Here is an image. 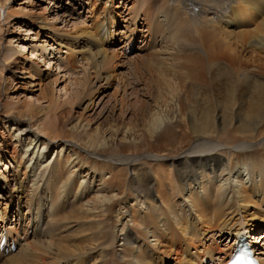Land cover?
Instances as JSON below:
<instances>
[{
	"label": "rangeland",
	"instance_id": "rangeland-1",
	"mask_svg": "<svg viewBox=\"0 0 264 264\" xmlns=\"http://www.w3.org/2000/svg\"><path fill=\"white\" fill-rule=\"evenodd\" d=\"M68 1L64 0L63 3L58 0H9L3 3L0 0V175L6 172L7 181L4 186L8 187L5 195L0 190V226L5 227V230L11 226L13 230L17 224L19 231L21 229L22 238L28 235L27 241L33 240L34 227H40L43 234L38 235L40 237L38 238L40 242H37V245H40L38 252L41 254L46 248L48 250L40 255L38 264L43 258L45 264H67L65 259H60L64 260L61 263H55L53 260L54 251L58 248L57 242L63 238L65 242L62 244L67 248L69 241L75 245V249L71 248L70 251L75 250L74 257L79 259L81 264H121L117 258H120L128 245L125 244L124 236H119L112 245L109 237L113 226L120 229L121 222L123 224L130 221L125 225L124 231L130 229L131 233L128 236L141 237V240L147 243L139 241L142 248L147 246V251L155 255V264H174L176 255L171 253L166 258L163 248L151 241L149 233L144 234L149 226L150 230L164 228L166 236L179 233L174 225V215H164L162 223L149 218L147 228L145 226L138 228L131 223L130 216L143 217L151 211L153 217H156L162 195H173V203L182 202L183 199H180L178 193L171 191L177 184V178L173 171H170V164L166 160L158 159L157 156L196 148L195 135L191 131V119L197 122L200 116L202 118L203 112L212 110V126L209 131L212 134L207 140L218 142L224 138L220 136L224 135L221 122L223 116H227L229 129L227 128L228 132L225 135L242 141V135L238 134L242 133V130L236 133L230 130L242 128V118L247 120L245 112L253 102L252 96L243 91L242 80L253 74L254 80L264 85V74L257 76L253 65H248L249 72L242 74V62L258 58L250 54L246 45L236 44L234 38H231L229 44L234 49L226 52L236 58V63L233 64L219 55L210 59L198 41L199 36L194 32V25L195 21L204 23V12H209L211 14L209 17L215 18L217 11H220L225 17L227 30L242 36L243 30L252 28V26L245 28L242 25L244 23L242 19L246 21L248 19L242 14V7H252L255 3L242 5V0H141L137 4L134 1L128 4V1L117 0L113 5L119 17L110 9L107 13H112L113 17L109 20L107 13L99 14L102 5L98 2L94 4L93 0H81L83 1L81 7L74 4V0H71V6H67ZM260 6L263 7L264 4L260 3ZM140 8L147 9L150 15L145 20L139 13L140 19L137 22L140 24H137L131 21V12ZM62 15L63 18H60ZM56 16L58 18L55 22ZM250 20H253L252 15ZM110 26L113 27L110 29L113 38L104 42L101 34ZM176 26H180L178 30L175 29ZM81 33H83L81 37L74 39L78 40L75 45L73 38L71 40L72 52L58 46L60 42L65 41H63V38H66L65 34L73 37ZM91 35L96 41L84 40L85 36ZM212 37H217V43L222 41L219 35L215 34ZM254 38L252 36L248 39L252 41ZM97 49L103 54L100 59L99 55L90 63L88 60L90 51L94 53ZM71 54L75 59L73 69L70 67L73 62L65 64V57L70 59ZM198 58L204 66L203 79L200 75L195 77L189 75L188 66L199 61ZM197 110L199 113H196ZM25 111L31 113L33 123L26 119L27 121L21 123L20 129L32 124L34 127L37 125L49 127L50 122L55 123L54 133L47 131L50 136L40 134L42 137H32V145L25 156L28 159L37 149L40 150L39 160L42 164L47 160V163L49 160L52 163L58 148L60 150L63 145L83 153L80 148L82 146L78 147L80 144L75 146L77 144L73 145V141L70 140L69 136L76 134L74 131L91 139L105 140L107 143L101 147L104 153L90 151L84 154L96 163H106H103L106 167L112 163L110 160L116 164L113 166V177L107 182L123 204L113 206L109 201L100 200L102 196H109L106 189L105 193L100 195L95 192L101 188L98 183L101 176L92 175L89 179L88 167L81 168L77 164L75 166L74 163L77 162L70 160L74 163L64 170L66 173L64 177L71 174L72 169L70 179L73 185L75 184L74 187L67 196L61 194L52 215L44 214L42 216L46 219H40L37 208L40 209L41 205L44 208L46 206L41 198L36 202L38 195L40 196L38 191L35 196H31L33 191L29 186L35 178L28 172L29 168L22 169L21 172L19 169L17 172L12 168L14 164L10 161L12 157L23 155L29 143L26 139L30 138V135L24 134L22 140L13 137L17 127L8 119H15L17 114H23ZM191 115L194 117L191 118ZM168 120L173 126V132L167 136L169 138L151 140V134L163 128ZM163 130L164 128L160 132ZM31 135H35V132ZM217 135L221 139H218ZM37 140L39 142L34 149ZM48 140L52 142V147L42 150L40 143L50 144ZM75 140L88 143L87 139L81 140L78 135ZM253 146L255 145L247 144L245 148ZM62 153H66L65 156L71 155L69 150ZM113 159L133 160L140 166L132 173L125 164L119 161L117 163ZM8 162L12 165L10 168L7 166ZM33 162L34 160L26 164L32 167ZM39 169L35 171V181H39L37 174L42 167ZM159 174H162L164 179ZM149 175L152 179L148 182ZM102 176L108 175L104 173ZM159 177L162 179L161 184L158 183ZM138 182L143 185L140 194L133 189ZM146 185L148 189L144 188ZM19 196L21 199H18ZM132 198L135 199L133 202ZM144 201L147 204L141 207ZM111 206L112 210L108 213L107 209ZM78 209L80 212L75 216ZM244 211L242 214L246 215L247 220L252 219L254 223H261L258 220L262 217L259 218L257 213L264 212V203L253 197L246 203ZM185 218H189L187 214ZM51 219L52 224L49 223ZM192 221L193 219L191 223ZM2 222L4 225H1ZM160 224L162 228L159 227ZM24 229L28 230L26 235L23 233ZM263 231H258L256 238L260 237L259 233ZM239 232L234 235L227 233L225 236L215 233V238H211L213 233L209 232L201 239L204 238L207 246L214 241L216 250H225L227 257L231 249H226V245H231ZM142 236L146 239L144 240ZM193 239L195 240L191 241L186 251L192 250V246L199 243V237ZM20 242L17 246L22 243ZM255 246L261 249L259 245ZM158 256L164 261L157 262ZM7 257L0 255V264H4L3 260ZM200 257L203 258V264L208 261L202 251ZM189 258L195 259L192 256ZM226 261L225 258L224 262ZM26 264L37 262L28 260Z\"/></svg>",
	"mask_w": 264,
	"mask_h": 264
},
{
	"label": "bare ground",
	"instance_id": "bare-ground-1",
	"mask_svg": "<svg viewBox=\"0 0 264 264\" xmlns=\"http://www.w3.org/2000/svg\"><path fill=\"white\" fill-rule=\"evenodd\" d=\"M2 1L3 3L9 2V0H2ZM58 1L59 2L63 1L64 3V0H58ZM93 1L94 4L98 2L99 5H102V9L99 14L107 13L110 9H112L113 14L119 17L118 11L115 10L116 7L114 8L113 5L114 2H116L117 0H107V1L93 0ZM125 1H128V4H130L131 1H134V3L137 4L140 3L141 0H125ZM81 2L83 1L81 0L73 1L74 4L80 6L82 5ZM251 2L255 3V5L252 7H247V6L242 7V14H244L245 17L248 18L247 21L242 19V21L244 22L242 25L245 28H248L249 26H252V28L250 30H243L242 36H239L238 33H231L230 31L227 30L225 26L226 23L225 17L220 11H217V15L215 18L212 16L209 17L211 15L209 12L206 13L204 12L203 13L205 15V17L203 18L204 23L195 21L194 32L196 33L197 36H199L198 41L200 45L205 49L204 53L210 59H213L214 57L219 55L220 57H224L226 60H229L233 64H235L236 58L232 57L226 52V51H233L234 49L233 46L229 44V41L231 40V38H234L236 44L246 45L249 49L250 54L256 56L258 60L261 61L262 63L255 58L254 59L250 58L249 60L242 62V74H246L249 72V68H247L248 65H253L256 69L255 72L257 76H263L262 73L264 74V6L261 7L260 3L264 4V0H242V5ZM70 3H72L71 0H69L66 3V5L67 6L70 5ZM140 6L141 7L143 6V1L141 2ZM139 13L145 17V20L150 15V12L147 9L140 8L137 11L135 10L131 12L132 22H137L140 19ZM9 14L10 13H8V15ZM251 15L253 20L249 21ZM112 17H113L112 13L111 14L107 13V18L109 20H111ZM56 18L58 17L56 16L54 18L55 22H56ZM60 18H63V15ZM137 24L140 23L137 22ZM97 27L98 25H96V28ZM179 27L180 26H176L175 29L178 30ZM112 28L113 27L110 26L107 30L103 31V33L101 34V37H103L104 42L108 41V39L113 38L112 37L113 32L112 30H110ZM82 34L83 33L77 34L76 36L73 37H69L70 35L65 34L66 38H63V41L64 40L66 41V42L64 41L65 44H63L64 42L63 43L60 42L58 46H61L62 48H66L67 50H70V52H72L73 51L71 47L72 45H70L72 38H73V45H75L78 42V40H74V39L76 38L78 39L79 37H81ZM215 34L221 36L222 41L220 43L216 42L217 37H212ZM173 35L174 33L171 36ZM252 36H254L255 38L254 40L250 41L248 38ZM84 40L96 41L92 35L85 36ZM23 45L24 44H22V46ZM101 54H103V52L99 49H97L94 53H91L90 51L88 60H90L91 63L99 55H100L99 56L100 59ZM65 59H66L65 64H71V62L73 63L75 62V59L72 58V54L70 56V59L66 57ZM198 60L199 61L195 63L193 62L191 66H188L189 75L190 77L191 76L195 77L200 75L201 78L203 79L204 66L200 58H198ZM70 67L73 69L75 67V63L71 64ZM253 77H254L253 74H249V77H245L242 80L243 91L245 92L247 91V93H249V95L248 94L247 95L252 96L253 99L252 105L248 106L247 112H245V116L247 120L242 118V124H243L242 128L230 129L235 131V133L237 131L242 130V133H238L242 135V141H236V139L231 137L230 135H225L229 129L227 125L228 123L226 121L227 116H223V120L221 122V124L223 125L222 132L224 135L221 134L220 136L221 137L224 136V138L222 140H219L218 142H215L213 140H207V138L212 134V132L211 134L209 133V131L211 130L210 128L212 126V117H211L212 110H207L203 112L202 118L200 116V119H198L197 122L191 119L192 122L191 131L195 135L194 141H196V145H195L196 148L187 149L185 151L180 150L174 153L167 152L161 155L160 157L157 156L158 159L166 160V162L170 164L169 165L170 171L172 170L175 178H177V184L173 186L171 191L172 193L174 192L178 193L180 199L181 198L183 199L181 200L182 202L173 203V195L170 196L162 195L160 196L159 199L160 205L158 207L157 210L158 214H156V217L155 216L153 217V213L151 211H149L150 213L148 215H145L143 217L139 215L130 216L132 218L131 223L136 225L138 228L143 226L147 228V224L149 223V218L150 220L161 222V219H164V215H169V216L174 215V219H175L174 225L179 231V233H175L172 236L168 234L166 236L164 232V228L160 230L158 229L150 230V226L147 228V231L145 230L144 233L145 235L149 233V235H151L152 238L151 241H154L156 245L158 244L163 248L165 254L164 256H166V258H168L171 253L176 255L174 257V261H175L174 264H203L202 263L203 258L200 257V251H202L203 255L205 253L206 259L210 262H217V264H227L228 260L224 262L226 257L225 250L223 251H219V249L216 250L217 248L214 241H212L211 244L207 246L204 241V238L201 239V237H204L206 235L205 233H209V232L213 233L211 234V238L213 237L215 238L217 234L223 236H225L227 233L229 235L231 234L234 235L236 234V232L239 231L240 232L235 236V238H233L232 244L226 245V249H231L230 250L231 253L235 247L236 238L241 233L242 234L246 233L245 237L248 239L250 244L254 248H256L257 250L256 252L260 256L259 259H261L262 264H264V240L262 242V239L264 238L263 236L264 214L262 213L264 212L260 211L257 213V216L259 218L262 217L260 220H258L261 223H254L252 219L247 220L246 215L242 214L243 212H245L244 208L246 206V203L253 197L257 198L259 202L264 203V88L262 87L264 85L261 83H257ZM31 86L33 87L34 85ZM192 113L195 114V112ZM196 113H199L198 110ZM30 114L31 113L29 111H25L23 114L21 113L17 114V116H15L16 120L13 118L8 119V121L12 123L13 126L17 127L15 131L16 134L13 137H15L16 139L20 138V140H22V136H24V134L30 135V138L26 139L29 143L27 144L25 152L23 151L24 152L23 155L21 157L19 156L12 157L10 161L14 164L12 168L16 169L17 172L19 169H20L19 172H21L22 169L27 170V168H29L28 172L35 178L34 180L31 181L32 184L29 186V188L33 191L31 193V196L32 195L35 196V194L38 191L40 193V196L38 195V199L36 202H39V199L41 198L45 201L44 206H46V208H44L41 205L40 209L37 208L40 219L45 218L44 216H42L44 214L52 215L57 201L59 200V198H61V194L64 193V197L67 196L68 192L70 193L72 188L74 187L75 184L73 185V182L71 181L72 179L71 177L73 173L71 168H70L71 174L69 173L67 174L68 176L64 177V175H66V173H64V170L69 165L73 164L74 161L77 162L74 163L75 166L77 164V166H80L81 168H83L84 166L88 167L89 174L87 175H89V179H91L90 176L92 175L101 176L98 180V183L101 186V188L97 189V191L95 192L97 193V195H100V193L101 194L105 193L104 191L106 189L108 190L107 192H109V196H102L100 200L107 202L109 201L113 206L123 204L121 203L122 200H120V198H118L117 195L113 193V187L109 184V182H107V180L110 181L112 179L113 166H116V164L110 160V162L112 163L110 164L107 163L110 166L106 167L104 165L106 163L104 162H101V164L96 163L92 159L87 158V156L85 155L88 154V152L90 151L104 153L101 150V147H103L104 143H107L105 140L91 139L84 134L82 135L78 134L79 133L78 131H74V133L78 135L79 139L81 140L87 139L89 143L88 144V143H82L80 141H76L75 140L77 136L76 134L74 135L71 134L69 136L71 138L70 140L73 141L72 142L73 145L75 143L77 144L75 146H78L79 144L80 145L78 147L82 146L80 148L83 151V153H80L74 149H70L69 146L65 147L63 145L62 147H60V150L58 148V152H56V157L52 161V163H50V160L49 163H47L48 161L47 160L45 164H42L41 160H39L40 150L35 149L36 144L39 142L37 140V142L34 144L35 151L32 153V156L29 159L28 157H25L28 152L27 150L32 145L33 142L32 137L37 136L38 138L41 136L40 134H44L48 137L50 136V133H54L55 130V123L53 122L49 123L51 124L49 127L43 125H37L36 127H34V124H32L29 126H25L23 129H20V125L24 121L28 120L30 123H33V117L32 116L30 117ZM8 115L12 116L10 114ZM190 117L192 118L194 116L191 115ZM220 117L222 116H219V118ZM170 123L171 121L168 120L164 124L163 127L164 130L160 132L163 129L161 128L156 132L152 133L150 139L158 141L163 138H166L167 136H170L169 134L173 132L172 131L173 126H171ZM47 131L50 133H48ZM32 132H35V135H31ZM218 135H217L218 139H221L220 136ZM57 137L62 138L59 136ZM57 137H53V138L55 139ZM63 137L65 136L63 135ZM48 141L50 144L40 143V148L42 147V150L47 148L50 149L52 147V142H50V140ZM254 142L257 143L254 144ZM247 144L255 145V146L251 148H245L247 147ZM68 150L69 152H71V155L65 156L66 153L63 154L62 152L63 151L66 152ZM95 152H91V153L93 154ZM73 156L76 157L73 158ZM32 160H34L33 165L32 167L29 165L30 166L29 167L27 165L28 163L26 164V162H31ZM70 160H74V161L71 162ZM146 160L148 161V159ZM114 161H117V163L119 161L125 164L127 169L129 168L132 173H135L134 169L140 166V164L135 163L136 161L134 162L133 160L124 161L121 159L120 160L115 159ZM157 162H161V161L157 160ZM10 164H11L10 162H8V165L6 164L8 168L12 166ZM90 164L92 165L89 166ZM41 167H42L41 171H39L37 174L39 181H35L36 180L35 171L37 169L40 170L39 168ZM104 173L107 174L108 176L103 177L102 174ZM159 175L162 177V179H164L162 174ZM151 179L152 176L149 175L148 182ZM162 179L159 177L158 179L159 184H161ZM6 181H7L6 172H3V175L1 176V180H0V190L4 195L8 192L7 191L8 187L4 186V184H6ZM141 182H143V180ZM142 186L143 185L140 182H138L137 184H135L133 189L135 192L139 191L138 193L140 194V192H142L141 190ZM144 188L148 189V186L146 185ZM78 190H80V188ZM73 192L74 191H72V193ZM18 199H21V197L19 196ZM134 200L135 199L132 198V202ZM146 204L147 202L144 201L143 203H141V207L142 205H146ZM130 207L132 208V206ZM183 207L185 210L184 212H183ZM186 208L188 213L186 211ZM178 209H180V211H178ZM111 210H112V206L107 209V212L109 213ZM79 212H80L79 209L75 211V216H77ZM186 214L188 215L189 218H185ZM50 218L52 217H49V219ZM52 219L51 222H49L50 224H52L53 222ZM191 219H193L192 223H191ZM3 222L1 225H4ZM128 222L130 221H126L123 224L121 222L120 223L121 228L120 227H119L120 229L117 228L118 230L113 226V230L109 237L110 244L112 245L114 243V240H116L119 236H124L123 239L125 241V244L128 245V247H126L122 251L120 258L117 259H119L121 264H151V262L155 264V259H154L155 255L150 254V252L147 251L148 250L147 246L142 248V244H139V241H141L143 244H147V243L143 242V240H141V237L128 236L131 233L130 229L127 228L128 226L126 227L127 230L124 231L125 225L129 224ZM159 227L162 228V225L160 224ZM0 228H2L0 229V233L6 231L8 237L13 238L16 246L18 245L19 241L22 242V243L20 242L21 244H19L18 246L19 248L15 249L14 251L15 253H13V255L11 254H9L11 256L7 255L8 257L3 260L4 264H26L28 260L30 262L36 261L38 264L40 260V255L45 254L46 251L48 250L46 248L41 254L38 252V250L40 249V245H37V242H40L38 240V238L40 239L38 235L40 236L43 234L40 231V227L39 228L34 227L35 230L33 234L34 237L33 240L31 241H27L28 235L22 238L23 236L20 235V231L17 224L15 229L13 230H11L12 228L11 226L9 228H6V230L5 227L3 228L0 226ZM27 231H28L27 229L23 230L24 235L27 234ZM258 231H263V232L259 233L260 237L256 238V235H258L257 233ZM142 237L144 238V240L146 239L145 236ZM197 237H199V243L197 244V246L194 245L192 246V250L186 251V249L190 247L191 241L195 240L193 238H197ZM64 242H65L64 238L60 239L57 242L58 248H56V250L54 251V256H53L54 262L61 263V261L64 260L60 261V259H65L67 261V264H79L80 263L79 259L74 257L76 254L75 250L73 252L70 251L71 248L75 249V245L71 244V242L69 241V248H67L65 245L62 244ZM260 242H262L263 246L259 250L258 246L255 245ZM17 249L18 251H16ZM229 255L230 254H228L227 259ZM189 256H192L197 260L189 258ZM44 261L45 258H43V260L40 261V264H45ZM156 261L163 262L164 259L158 256L156 257Z\"/></svg>",
	"mask_w": 264,
	"mask_h": 264
}]
</instances>
